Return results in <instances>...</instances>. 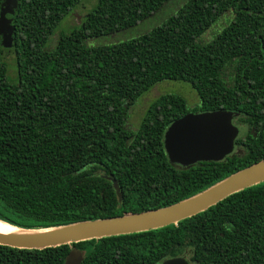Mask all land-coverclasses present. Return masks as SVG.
<instances>
[{
  "label": "trees",
  "instance_id": "obj_1",
  "mask_svg": "<svg viewBox=\"0 0 264 264\" xmlns=\"http://www.w3.org/2000/svg\"><path fill=\"white\" fill-rule=\"evenodd\" d=\"M81 1L22 0L13 47L0 45V221L41 230L157 210L264 160V0H187L149 32L88 46L173 1L98 0L50 44ZM221 17L223 29L202 41ZM3 51L15 56V78ZM166 80L189 83L200 105L163 95L128 128L129 110ZM219 110L246 128L235 142L243 154L171 164L168 127ZM74 249L82 264H264V182L160 229L42 250L0 245V264H63Z\"/></svg>",
  "mask_w": 264,
  "mask_h": 264
},
{
  "label": "water",
  "instance_id": "obj_2",
  "mask_svg": "<svg viewBox=\"0 0 264 264\" xmlns=\"http://www.w3.org/2000/svg\"><path fill=\"white\" fill-rule=\"evenodd\" d=\"M21 2L22 0L1 2L0 45L5 49L13 47L15 21ZM237 116L238 114L219 110L189 113L173 122L164 132V146L170 163L188 168L199 162H221L231 156L239 131V128L233 124V119ZM113 182L119 193L117 182L115 180ZM263 182L264 160L229 176L191 198L168 207L41 230L14 227L19 232L0 233V245L17 249L42 250L85 240L160 229L196 216L227 197ZM84 259L85 252L74 249L63 264H82ZM162 264H188V262L184 257H177L166 259Z\"/></svg>",
  "mask_w": 264,
  "mask_h": 264
},
{
  "label": "rangeland",
  "instance_id": "obj_3",
  "mask_svg": "<svg viewBox=\"0 0 264 264\" xmlns=\"http://www.w3.org/2000/svg\"><path fill=\"white\" fill-rule=\"evenodd\" d=\"M187 0H173L163 6L156 14L148 18L146 21L138 25L136 28L115 33L99 39H90L87 42L88 46H97L104 44H112L122 42L133 37H137L143 33L149 32L157 25L161 24L165 19L172 15L180 6ZM98 0H82L77 8H75L58 26L54 35L51 37L50 44H55L61 33L70 32L75 26L79 25L83 17L97 4ZM227 23L225 19H221L202 37V41L211 39L215 34L220 32ZM51 45V46H52ZM5 61L9 66V74L11 77H16L15 56L13 53L3 51ZM163 95H179L185 98L189 108L196 109L200 105V98L196 90L187 82L181 81H162L144 94L136 104L129 110L127 127L131 130H137L141 121L149 107V105L158 97Z\"/></svg>",
  "mask_w": 264,
  "mask_h": 264
},
{
  "label": "flooded vegetation",
  "instance_id": "obj_4",
  "mask_svg": "<svg viewBox=\"0 0 264 264\" xmlns=\"http://www.w3.org/2000/svg\"><path fill=\"white\" fill-rule=\"evenodd\" d=\"M235 114H237V113H235ZM237 117H238V116H237ZM237 117H234V119H233V124L239 128L238 136H240V134L242 133V131H243V130H246V128H245L244 126H242V125H238V123H237V121H236V118H237ZM237 138H238V137H237ZM236 140H237V139H236ZM236 140H235V142H236ZM243 152H244L243 147H242V146H239V144L236 145V143H235L234 151H233V153H232L231 156H233V155H238V154H239V155H242ZM228 157H229V156H228Z\"/></svg>",
  "mask_w": 264,
  "mask_h": 264
},
{
  "label": "bare ground",
  "instance_id": "obj_5",
  "mask_svg": "<svg viewBox=\"0 0 264 264\" xmlns=\"http://www.w3.org/2000/svg\"><path fill=\"white\" fill-rule=\"evenodd\" d=\"M16 232H19L16 228L0 222V233L12 234V233H16Z\"/></svg>",
  "mask_w": 264,
  "mask_h": 264
}]
</instances>
